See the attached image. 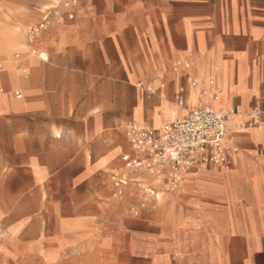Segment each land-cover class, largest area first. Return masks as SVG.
<instances>
[{
  "label": "crops",
  "instance_id": "obj_1",
  "mask_svg": "<svg viewBox=\"0 0 264 264\" xmlns=\"http://www.w3.org/2000/svg\"><path fill=\"white\" fill-rule=\"evenodd\" d=\"M62 3L63 0L56 6L29 9L23 3L0 0V30L13 31L7 36L9 40L17 42L20 38L24 46L22 52L14 51L12 55L25 53L24 34L28 26L34 23L36 26L57 7L64 18L63 23L51 19L43 39L52 41L50 59L38 65L31 78L23 74L26 67H35L34 60L28 59L21 66L16 55L20 71L14 69V73L2 62L0 226L15 234L8 244H4L5 239L2 241L0 257L9 255L10 247L23 237L24 231H35L24 218L31 212L18 211L31 208V201L24 205L19 195L30 192L45 177L57 175L67 176L70 188L73 142L69 134L57 138L53 132L57 118L63 119L62 128H68L64 122L69 123L71 118L69 108L57 103L56 98L103 97L102 82L109 76L106 80L111 82L112 89L114 83L119 88L123 81L133 87L137 96L143 82L149 85L146 100L138 98L133 112L140 108V123L145 114L152 127L133 128L155 129L154 116L163 125L183 118L197 107L243 113L244 130L256 128V122L249 120L254 110L262 111L260 121H264V0H78L69 9H62ZM176 62L188 63L189 67L174 69ZM76 64L78 68L74 67ZM188 78L194 80V86L187 82ZM75 80H79L78 85L72 84ZM180 90L182 101L178 103L176 96ZM215 103L219 104L214 107ZM78 111L82 112V108ZM133 122L138 123L134 117ZM21 124L31 126L28 139L16 128ZM83 128L76 153L79 156L74 159H85L86 124ZM234 136L237 148L239 145L247 151L260 146L264 151V136L262 142L254 141L246 133ZM237 156L238 152L230 155L229 169L222 171H230L233 166L234 169L223 177L214 174L209 166H197L187 175L190 183L181 182L184 189L200 179L195 193L214 198L226 207L217 210L210 202L195 203L192 213L176 216V229L171 228L166 217L167 227L178 239L203 242L202 248L185 249L184 244L178 245L174 264H264V228L249 216L252 206L260 207L257 198L264 183V158L242 153L236 163ZM254 176L260 177L257 198L252 186ZM230 188L253 194L254 201L246 203L249 206L246 217L239 221L226 216L237 205L227 202ZM58 226L62 230L61 224ZM202 229L207 232H201ZM59 239L53 227L48 239L52 249L42 254L55 255V250L60 249ZM39 240V235L33 239ZM227 240L228 247L218 243ZM234 242H239L240 247H233ZM152 264L173 263H168L165 257L161 263Z\"/></svg>",
  "mask_w": 264,
  "mask_h": 264
},
{
  "label": "rangeland",
  "instance_id": "obj_2",
  "mask_svg": "<svg viewBox=\"0 0 264 264\" xmlns=\"http://www.w3.org/2000/svg\"><path fill=\"white\" fill-rule=\"evenodd\" d=\"M3 1L9 4L23 3L29 9L56 6L61 2V0L51 2L41 0ZM35 24L28 26L25 30V53L12 55L14 51L22 52L24 50V46L20 42L21 39L18 38L19 41L13 42L7 38L13 31L0 30V57H2L5 66L9 65L6 68L9 72L14 73V69L20 71L18 67L14 68V64L18 65L16 55H18L21 66L28 59L35 61V67H26L23 74L26 78H31V75L38 71V65L49 61L52 48V41L49 40L43 41L42 45L36 48L29 43L28 31ZM74 67L78 68L79 66L76 64ZM106 77L109 76H105L102 82L104 84L103 97L64 96L56 98L57 103L65 104L69 108L68 115L71 118L69 123L64 122L68 128H62L63 119L57 118V126L53 132L57 138H62L64 133L69 134L73 142L70 188L68 187V177L63 178L57 175L55 178L45 177L41 183H35L36 185L30 192L26 191L19 195L24 205L27 201H31V208H23L18 211L31 212L24 218L30 222V227L35 231H24L21 234L23 237L10 247L9 255L0 257V264H152L155 261L161 263L165 257L168 263L174 264L178 258L176 252L178 245L184 244L185 249L202 248L203 242L197 239L195 241L178 239L177 235H174L167 227L166 217L169 218L168 223L171 228L176 229V216L185 217L192 213L195 203L210 202L217 207V210L226 207L214 198L195 193L197 192L195 190L197 182L200 179H196L183 189L184 184L190 183V176H185L183 185L179 184L173 191L160 190L157 192L159 194L158 203H155L153 208L141 211L137 216L133 215V210L143 200V192L149 186V181L144 179L145 177H143V181L130 183L121 198L114 196L113 183L115 180L113 176L125 173L121 158L130 152L126 138L128 130L137 126H152L145 114L143 116L144 124L140 123V108H136L133 112L138 98L142 101L146 100L145 91L149 85L143 82L142 86L138 88L137 96L133 87L124 85L123 81L120 82L119 88L114 83L112 89L111 82H108ZM72 84L78 85L79 80L73 81ZM4 90L6 91L5 88ZM111 93L113 95H110ZM19 94L22 95L20 92ZM2 97L1 93L0 98ZM218 104L215 103L213 106ZM80 108H82V112L78 111ZM225 113L229 114L231 111ZM133 117L138 122L137 124L133 122ZM153 119L155 121L154 128L159 129L162 125L158 123L156 116ZM80 120H82V126ZM230 120L233 122L234 118L231 116ZM83 124L87 126L85 159H74L79 156L76 153L79 152V137L84 135ZM261 127L264 128V126ZM16 128L24 133L25 138L31 132L29 124H21ZM258 132L261 131H256L254 128L243 131L254 141H261L264 134ZM231 138L238 144L234 135H231ZM84 147L82 145V149ZM238 147L236 163L242 158V153L264 158V151H261L260 146L249 148L247 151L239 145ZM208 168L214 174L223 177L231 173L234 166L230 171H222L213 166ZM259 179V176L253 177L252 186L256 198V185ZM133 193L135 195L131 196ZM227 193V202H236L237 205H234L226 216L232 220H242V216L246 217V208L249 209L246 203L254 201L253 194L246 193L245 190L235 191L233 188H230ZM257 201L260 207L256 209L252 206L249 209L251 210L249 216L254 223L257 222L264 228V183L258 193ZM59 224L63 231L58 228ZM53 227H55V235L60 238L57 240L60 249L55 250V255L46 257L42 252L52 249L48 239L49 235L53 233ZM37 229L40 230L38 233ZM201 232H207V230L202 229ZM9 233L10 237L5 239V245L15 234L14 231ZM37 235L40 240L33 241ZM218 243L221 247L230 245L228 240ZM233 247L239 248V242H234Z\"/></svg>",
  "mask_w": 264,
  "mask_h": 264
},
{
  "label": "built area",
  "instance_id": "obj_3",
  "mask_svg": "<svg viewBox=\"0 0 264 264\" xmlns=\"http://www.w3.org/2000/svg\"><path fill=\"white\" fill-rule=\"evenodd\" d=\"M77 4L78 0H63L62 9L74 8ZM52 18L56 23L64 22L61 8L57 7L51 15L45 16L42 22L29 29V43L35 48L43 41ZM180 66L188 68L189 64L176 62L174 69ZM187 82L195 85L190 78ZM182 92L180 90L176 96L178 103L182 101ZM253 112L254 116L249 120L256 122V128L264 126V121H260L262 111ZM228 121L229 116L221 111L197 107L188 111L183 118L163 124L160 129H130L127 132L130 154L122 157L125 173L113 176L114 196L121 198L130 183L147 179L149 186L143 192L144 198L133 210V215L137 216L141 211L154 207L157 192L175 190L195 167L229 169V157L236 154L238 148L231 138ZM245 127L244 122L242 128ZM144 175L146 178L143 179ZM5 236L6 231L0 226V245Z\"/></svg>",
  "mask_w": 264,
  "mask_h": 264
},
{
  "label": "bare ground",
  "instance_id": "obj_4",
  "mask_svg": "<svg viewBox=\"0 0 264 264\" xmlns=\"http://www.w3.org/2000/svg\"><path fill=\"white\" fill-rule=\"evenodd\" d=\"M4 14V13H3ZM8 38V37H7ZM10 44V43H9ZM16 44V43H15ZM41 58V57H40ZM44 58V57H43ZM2 59V57H1ZM2 62L4 64V61L2 59ZM9 66V65H8ZM17 68L18 66L14 64V68ZM218 104V103H217ZM222 113L226 114L224 111H221ZM229 116V121H228V124H229V127H230V131L232 134L234 135H238V134H242L244 129H242V124L243 122L245 121V115L243 113H229L227 114ZM231 116L234 118V121L232 122L230 119H231ZM254 116V112L252 111L250 113V117ZM138 127V126H137ZM162 127V126H161ZM160 127V128H161ZM159 128V129H160ZM256 131H263L264 128L263 127H258V128H254ZM144 177L146 178V176L144 175ZM158 196L159 194H157V199H158ZM10 237V233L9 232H6V236L4 239H7Z\"/></svg>",
  "mask_w": 264,
  "mask_h": 264
}]
</instances>
